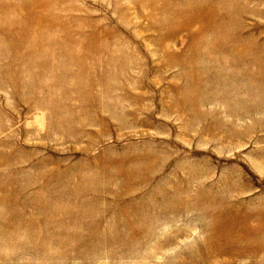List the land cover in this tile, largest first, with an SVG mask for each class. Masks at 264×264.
<instances>
[{
  "label": "rangeland",
  "instance_id": "rangeland-1",
  "mask_svg": "<svg viewBox=\"0 0 264 264\" xmlns=\"http://www.w3.org/2000/svg\"><path fill=\"white\" fill-rule=\"evenodd\" d=\"M187 1L0 0V264H264V65L206 53L194 116ZM213 2L264 39V0Z\"/></svg>",
  "mask_w": 264,
  "mask_h": 264
},
{
  "label": "bare ground",
  "instance_id": "bare-ground-1",
  "mask_svg": "<svg viewBox=\"0 0 264 264\" xmlns=\"http://www.w3.org/2000/svg\"><path fill=\"white\" fill-rule=\"evenodd\" d=\"M186 3H188V5H190L193 2L191 3V0H190V1H187ZM213 3L211 0V1L206 2V3L203 2V4L202 3L201 4H199V3L195 4L194 6H192L193 8L190 11L191 12L190 19H188V20L186 19L187 21L179 24L180 26H183V28H185V27L190 28V25L193 23H199L200 24L198 29H196V31L193 32L195 34L194 35L195 39L193 40V42L190 46L191 56H188V57H190V63H191V66L193 68L192 79L194 78L190 82V85H188L191 88V90H190V92H187V91L183 92L182 96H180V101H184L185 103H187L190 112L192 114H194V116L204 114V112L200 111L201 110L200 105L207 104V103L212 101L211 99L217 98L216 94L212 95V93L206 87L207 83L204 82V81H206V79L203 77L204 75L202 76L201 73L198 71L199 68H201V72L204 74V72H206V71H208V69H210V67L207 68L206 66L202 65L204 62L203 60H204V56L206 55V53H208V52H214L215 53L216 60H218V62L220 64L219 67H217V71L220 73V75L222 77H225V79L223 81H225L227 84H229V86L232 85L230 83H233L235 81H237V82L246 81L248 79H257V78L261 77V74H254L253 71H252V73L250 72L251 74L248 73L250 76H248V77H246V76L248 75L247 72L250 70V67L252 65H254V64L260 65V66L264 65V39L259 37V36H253L250 33H248L244 23L240 22V21L237 22L235 20L234 17L236 14L232 11L231 8H229L225 12H218V9L222 8V4H220L219 2H213ZM184 13L185 12L182 11V9H178L177 7H175V8L173 7L171 11H166L164 15L167 18H172V17L178 18L180 16L182 17V15ZM42 17H43V14L38 13L37 18L34 20H31V22L28 21L27 24L24 27H22L20 31L30 32V30L35 29V26L38 25V22L40 19H42ZM184 17H185V15H184ZM167 24H165V25H167ZM159 25L161 26L162 23ZM174 25L177 26L178 23H175L173 25L171 24L170 27L174 28ZM18 28H20V27H18ZM18 33H20V32H18ZM73 41H74L73 44L80 43L79 41H75V40H73ZM36 42L37 41H35L33 44H36ZM51 43H49V44H51ZM253 43H255L256 46H253L252 45ZM89 45H91V44H89ZM202 46L203 47L207 46L208 50L204 51L203 50L204 48L202 49ZM89 49L90 48H87V50H89ZM228 67H232V70L230 68L231 71L230 70L228 71ZM221 76L217 78L218 80H220L219 82H221V80H222ZM221 98H223V97H221ZM226 98H228V97H226ZM178 102H179V100H178ZM237 102L238 101L236 100V102H234V103H237ZM229 105H230V101H229ZM227 107H228V105H227ZM234 108H236L235 105H234ZM228 110H230V109L228 108ZM232 112H233V110H232ZM232 112H229L228 114H230V113L232 114ZM236 112L237 111H235V113ZM233 114H234V112H233ZM238 117H240V118L245 117V112L239 113ZM256 121L258 123L263 122L262 119H259ZM236 132L238 133V131H236ZM260 227H262L261 230L264 232V225L260 224ZM258 231H259V228H258ZM262 241H264V240H262Z\"/></svg>",
  "mask_w": 264,
  "mask_h": 264
}]
</instances>
